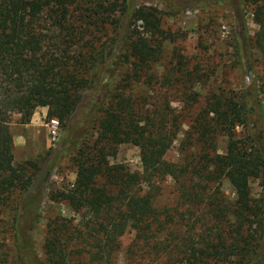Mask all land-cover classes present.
<instances>
[{
	"label": "trees",
	"instance_id": "16d2710c",
	"mask_svg": "<svg viewBox=\"0 0 264 264\" xmlns=\"http://www.w3.org/2000/svg\"><path fill=\"white\" fill-rule=\"evenodd\" d=\"M160 1L168 7L186 1L202 8L207 3L213 5L234 0ZM245 1L256 7L254 20L260 27V35L254 42L261 54L264 76V0ZM124 12L133 17L132 23L142 22L151 39L139 34L131 36L126 52L120 55L115 50H121V47L107 51L105 43L97 51L92 45L96 33L107 24L117 25L115 19L119 17L114 18L115 14L121 16ZM158 13L151 7L136 9L133 0H0V206L14 192H27L14 216L21 236L27 237V230H31L38 220L39 203L48 177L44 176L40 185L33 189L39 167L37 163L13 164L12 116L19 115L20 123L27 124L37 108H47V116L57 118L65 127L82 102L84 91L89 88L88 76L98 57L107 60L108 56L114 64V59L130 60L132 73L126 78L139 80V75L149 70L152 59L160 51L159 36L167 38L159 28ZM240 27V33L244 32V25ZM244 39L246 37L237 39L239 48L246 43H242ZM240 50L237 49L238 54ZM104 63L100 61L98 65ZM251 80L255 84L254 79ZM261 86L264 87V81ZM256 87L255 84L254 93L258 99ZM118 90L109 98L107 107H101L105 104L96 101L93 107L96 140L91 147H84L88 149L85 155L78 151L73 189L54 197L67 201L76 210L89 209L93 215L91 225L94 226L89 237L99 234L96 226L101 228L106 236L107 263L118 245L109 232L114 217L119 215L137 226L135 239L143 242L144 250L152 251L151 255L163 253L164 264H264V202L255 204L250 197L251 181L264 176V130L260 136L251 135L246 139L236 138L234 132L236 125L245 123L252 111L247 96L235 100L222 95L208 101L192 127L202 141L214 139L217 135L226 137L225 154L204 153L200 157L203 169L199 171L205 172V179L222 177L228 180L234 187L235 200L230 205L217 199L215 203L209 200L206 207L209 218L202 221L208 223L210 219L213 227L208 233L197 235L193 243L179 233V243L172 244L166 239L156 245L149 242L153 232L167 227L154 207L153 194L149 191L133 195L121 189L122 167L109 165L104 153L123 143L140 146L143 177L153 189L151 181L170 171L171 165L162 160L169 141L160 132L163 129L155 128V112L144 113L145 128L141 127L130 95H125L123 87ZM258 106L263 109L260 101ZM82 130L75 128L68 132L47 174L61 156L75 149L81 135L86 138L89 130L81 134ZM144 140L148 142L144 143ZM195 188L183 185L181 197L184 203L200 205L209 198L204 194L205 190ZM74 234L75 231L60 221L50 223L44 244L46 264H67L65 248L76 242L78 237ZM100 258H103L102 254L93 255L94 260Z\"/></svg>",
	"mask_w": 264,
	"mask_h": 264
},
{
	"label": "rangeland",
	"instance_id": "374dc122",
	"mask_svg": "<svg viewBox=\"0 0 264 264\" xmlns=\"http://www.w3.org/2000/svg\"><path fill=\"white\" fill-rule=\"evenodd\" d=\"M133 3L136 9H156L160 18L159 28L167 35V38L159 36L160 51L152 59L149 70L139 75V80L126 78L132 73L130 60L126 62L114 59V64L108 56L107 60L98 57L94 70L88 76L91 81L89 88L84 91L82 102L66 126L59 123V139L54 145L51 144L46 127L49 120L47 113L35 115L34 118L32 116L27 124L20 123L19 115L12 116L10 131L13 139V164H23L26 161L37 163L39 167L33 180V189L40 185L44 176L47 175L48 178L39 203L38 220L31 230H27V237L18 233L19 228L14 219L27 192H14L0 206V264H46L44 244L49 225L59 221L69 230L75 231L74 237H78L76 242L65 248L69 254L67 264H164L163 253L151 255L152 251L144 250L143 242L135 239L137 226L119 215L114 217L109 232L118 245L114 247L107 263L106 236L101 228L96 226L99 234L89 237V232L94 227L91 225L93 215L89 209L84 207L76 210L67 201L54 199L58 193H68L73 189L68 185L72 184L74 187L76 181L78 151H83L85 155L88 149L85 150L84 147H91L96 140L93 109L96 101L105 104L101 107H107L109 98L122 87L125 95H130L132 99L140 126L145 128L144 113L155 112V128L163 129L160 132L169 141L162 160L171 165L170 171L151 181L153 189L143 177L140 146L123 143L104 153L109 165L122 167L119 179L121 189L133 195L149 191L153 194L154 207L167 228H158L149 242L157 245L167 239L172 244L179 243L177 237L181 233V237L190 239V243H193L197 235L205 231L208 233L210 227H213L210 219L208 223L203 222L209 218L206 214L209 200H214L215 203L217 199L226 205L235 200L234 187L228 180L222 177L205 179V172L199 171L203 169L200 157L204 153L225 154L226 137L217 135L214 139L202 141L192 127L208 101L222 95L235 100L247 96V103L252 111L245 123L236 125L235 136L246 139L251 135L262 134L264 87L261 85L264 76L261 54L254 42L260 35V27L254 20L256 7L245 0L213 5L207 3L202 8L186 1L175 2L171 7L160 0H133ZM126 15L125 12L121 16L119 13L115 14L114 18L119 17L115 19L118 24H107L104 28L102 26L96 33L92 45L97 51L105 43L107 51L116 46L121 47V50H115L120 55L126 52L131 36L137 37L136 34H139L140 37L151 39L142 22L134 24L133 17ZM242 24L245 31L240 33ZM239 37H246L242 41L246 43L240 48L237 46ZM237 49H241L240 54ZM100 61L105 63L98 65ZM252 78L259 91L258 99L255 97ZM258 101L263 106L262 110L258 108ZM75 128L83 129L81 134L89 130L86 138L83 139L81 135L75 149L61 156L56 166L47 174L64 138ZM147 142L144 140V143ZM53 176L63 177L64 182H55L52 180ZM183 185L188 188L196 187L198 191L205 190L204 194L209 198L200 205L186 204L181 197ZM250 193L253 203L264 202V176L251 181ZM168 221H172V224ZM81 231L83 234L78 235ZM97 253L102 254L103 258L94 260L93 255Z\"/></svg>",
	"mask_w": 264,
	"mask_h": 264
},
{
	"label": "built area",
	"instance_id": "2783aa9c",
	"mask_svg": "<svg viewBox=\"0 0 264 264\" xmlns=\"http://www.w3.org/2000/svg\"><path fill=\"white\" fill-rule=\"evenodd\" d=\"M46 127H47V130H48V135L50 137V141H51V144H56L58 139H59V128H60V125H59V121L57 118L55 117H52V118H49L47 124H46ZM55 182H58V183H62L64 182V178L63 177H57V176H53V179ZM69 188H73V185H68Z\"/></svg>",
	"mask_w": 264,
	"mask_h": 264
},
{
	"label": "crops",
	"instance_id": "0c3cea01",
	"mask_svg": "<svg viewBox=\"0 0 264 264\" xmlns=\"http://www.w3.org/2000/svg\"><path fill=\"white\" fill-rule=\"evenodd\" d=\"M46 113H47V108H38L33 114V118L35 117V115H46Z\"/></svg>",
	"mask_w": 264,
	"mask_h": 264
}]
</instances>
